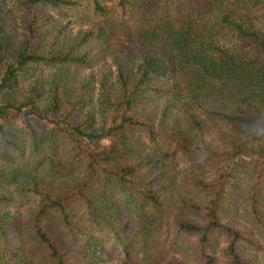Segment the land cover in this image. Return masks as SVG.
<instances>
[{
  "label": "trees",
  "instance_id": "obj_1",
  "mask_svg": "<svg viewBox=\"0 0 264 264\" xmlns=\"http://www.w3.org/2000/svg\"><path fill=\"white\" fill-rule=\"evenodd\" d=\"M79 2L0 0V264H264V0Z\"/></svg>",
  "mask_w": 264,
  "mask_h": 264
},
{
  "label": "rangeland",
  "instance_id": "obj_2",
  "mask_svg": "<svg viewBox=\"0 0 264 264\" xmlns=\"http://www.w3.org/2000/svg\"><path fill=\"white\" fill-rule=\"evenodd\" d=\"M84 0H80L79 4H81V2H83ZM62 12H64L63 14V19L62 21H66L67 20V28L73 32L76 28L78 27H82L83 26V19L81 18L82 16V10H81V6L76 7V9H70L67 7L61 8ZM260 22L262 24H264V13L260 14L259 16H257V23ZM113 43H118V44H124L126 45L124 41H121L119 38L117 37H113L112 39ZM128 49H134V50H141L144 51L146 50L148 47H141V46H129L126 45ZM97 64L99 66H107L110 65V59H108L107 57H104L103 59H100L96 54L94 56L93 62H92V68H95V66H97ZM112 66V65H110ZM27 205H29V203H24V201H21L20 203L16 202L14 204V209L15 210H23ZM102 248L103 250L111 257V258H118L121 257V251H122V247L117 244L114 243L112 240H108V241H104L102 243ZM126 264H135L133 261V258H127Z\"/></svg>",
  "mask_w": 264,
  "mask_h": 264
}]
</instances>
